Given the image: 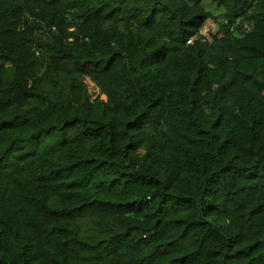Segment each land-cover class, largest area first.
<instances>
[{
  "label": "trees",
  "instance_id": "16d2710c",
  "mask_svg": "<svg viewBox=\"0 0 264 264\" xmlns=\"http://www.w3.org/2000/svg\"><path fill=\"white\" fill-rule=\"evenodd\" d=\"M0 264H264V0H0Z\"/></svg>",
  "mask_w": 264,
  "mask_h": 264
},
{
  "label": "rangeland",
  "instance_id": "374dc122",
  "mask_svg": "<svg viewBox=\"0 0 264 264\" xmlns=\"http://www.w3.org/2000/svg\"><path fill=\"white\" fill-rule=\"evenodd\" d=\"M212 28H213V24L209 23V25L205 26V28L203 29V32H207V31H209V29H212ZM90 94H91L92 98H94L98 93L97 94H93V95H92V93H90Z\"/></svg>",
  "mask_w": 264,
  "mask_h": 264
},
{
  "label": "built area",
  "instance_id": "2783aa9c",
  "mask_svg": "<svg viewBox=\"0 0 264 264\" xmlns=\"http://www.w3.org/2000/svg\"><path fill=\"white\" fill-rule=\"evenodd\" d=\"M213 29H214V25H213L212 29H209V31H212ZM209 31H207V32H203L202 31V34L205 35V37L208 38ZM191 43H192V39L187 42V44H191Z\"/></svg>",
  "mask_w": 264,
  "mask_h": 264
}]
</instances>
